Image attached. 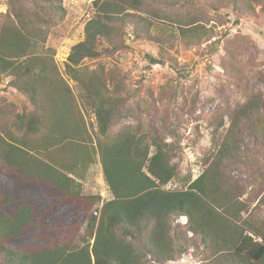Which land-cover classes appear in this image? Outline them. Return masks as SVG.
Returning a JSON list of instances; mask_svg holds the SVG:
<instances>
[{"label": "trees", "instance_id": "1", "mask_svg": "<svg viewBox=\"0 0 264 264\" xmlns=\"http://www.w3.org/2000/svg\"><path fill=\"white\" fill-rule=\"evenodd\" d=\"M66 1L6 0L0 14V82L8 79L30 106L20 112L0 104V264H175L187 255L206 264H264V177L247 193L228 173L249 164L247 140L264 147L262 94H249L229 128L221 132V123L213 131L207 167L196 180L166 189L180 176L176 149L156 127L112 131L130 113L125 76L108 60L127 48L131 28L136 39L159 45L158 58L147 56L151 65L179 71L164 45H194L212 30L175 9L231 6L242 17L241 7L264 11V0H85L95 15L62 73L47 43L66 20ZM64 74L78 83V96ZM96 157L110 201L82 194L78 182Z\"/></svg>", "mask_w": 264, "mask_h": 264}, {"label": "rangeland", "instance_id": "2", "mask_svg": "<svg viewBox=\"0 0 264 264\" xmlns=\"http://www.w3.org/2000/svg\"><path fill=\"white\" fill-rule=\"evenodd\" d=\"M63 5L67 10L66 20L54 28L47 43L56 51L55 60L62 73L72 47L84 41L85 25L95 15L92 1L70 0ZM205 7L175 9L178 14L194 15L197 24L212 30V37L194 45L183 40L164 45V57L177 63L179 71L167 64L151 65L147 56L158 58L159 45L136 39L131 28L127 29L125 37L127 48L108 59L125 76L130 113V117L112 131L116 132L122 125L136 124L161 131L164 139L175 147L173 163L180 169L179 178L166 189L181 188L189 177L196 180L207 167L204 158L212 148L213 131L221 123V132L229 128V116L247 101L249 94L261 93L264 98V83L258 79L264 78L262 7H254L251 14L241 7L242 17H238L231 6L221 8L219 12L205 10ZM7 9L6 0H0V14L6 13ZM87 65L96 66L94 63ZM64 77L78 96V83L65 74ZM8 82V79L0 82V104H12L20 112L28 110L30 106L26 99L8 87ZM86 120L90 130L96 133L97 124L91 110L86 113ZM241 127L247 138V124L242 122ZM247 145L249 164L229 166L228 173L250 193L264 177V147L253 140H247ZM78 182L82 184V194L100 195L103 201L111 200L99 157L83 181ZM101 205L97 204L95 209H100ZM261 214L264 216V207ZM179 223L184 225L186 219L181 218ZM175 264L206 262L187 255Z\"/></svg>", "mask_w": 264, "mask_h": 264}, {"label": "built area", "instance_id": "3", "mask_svg": "<svg viewBox=\"0 0 264 264\" xmlns=\"http://www.w3.org/2000/svg\"><path fill=\"white\" fill-rule=\"evenodd\" d=\"M101 206H102V205H101ZM98 209H99V208H98ZM94 215H95V216H98V212H94Z\"/></svg>", "mask_w": 264, "mask_h": 264}, {"label": "crops", "instance_id": "4", "mask_svg": "<svg viewBox=\"0 0 264 264\" xmlns=\"http://www.w3.org/2000/svg\"><path fill=\"white\" fill-rule=\"evenodd\" d=\"M113 199V196H112V194H111V200Z\"/></svg>", "mask_w": 264, "mask_h": 264}]
</instances>
